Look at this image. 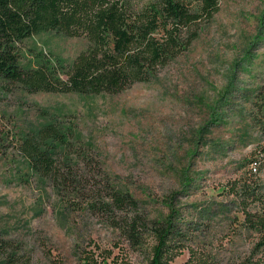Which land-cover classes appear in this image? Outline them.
<instances>
[{"label": "rangeland", "instance_id": "rangeland-1", "mask_svg": "<svg viewBox=\"0 0 264 264\" xmlns=\"http://www.w3.org/2000/svg\"><path fill=\"white\" fill-rule=\"evenodd\" d=\"M130 1L143 7L154 0ZM25 46L27 54L68 65L88 41L50 32ZM263 87L264 0H221L198 39L151 83L117 95L0 92V233L18 248L21 264H152L151 233L137 248L116 221L86 211L85 178H109L140 201L148 220L179 228L186 241L171 264H227L250 255L257 235L238 229L236 217L243 207L264 212V201L241 208L233 198L252 168L258 176L248 184L264 187V135L241 141L253 102L247 98ZM50 120L80 136L69 171L85 195L58 194L21 152L20 131ZM251 159L258 165L247 166ZM58 166L68 171L66 163ZM261 259L264 253L254 262Z\"/></svg>", "mask_w": 264, "mask_h": 264}, {"label": "trees", "instance_id": "trees-1", "mask_svg": "<svg viewBox=\"0 0 264 264\" xmlns=\"http://www.w3.org/2000/svg\"><path fill=\"white\" fill-rule=\"evenodd\" d=\"M220 4L221 0H154L137 7L130 0H0V92L117 95L136 84L151 83L198 39L202 26L220 11ZM50 32L85 38L88 47L68 65L25 52L26 41ZM263 88L247 98L253 102L241 136L243 145L252 141L251 132L264 135ZM20 133L19 145L31 172L49 181L58 194L85 195L80 177L69 171L73 149L81 142L74 127L50 120ZM85 157L80 154L78 159ZM59 162L66 163L68 171L60 169ZM246 164L252 167L258 162L251 159ZM248 173L249 178L235 184L233 200L241 208L264 201V187L249 185L255 182L258 168ZM85 179L91 192L83 197L86 211L116 221V227L137 248L142 247L145 234L151 233L157 243L152 264H171L182 253L186 240L174 223L148 220L140 212V201L121 186H112L109 178L96 183L92 177ZM104 182L108 185L95 189ZM236 219L238 229L257 236L250 255L227 264H264V259L254 262L258 253H264V212H247L243 207ZM18 256V248L0 233V264H21Z\"/></svg>", "mask_w": 264, "mask_h": 264}]
</instances>
